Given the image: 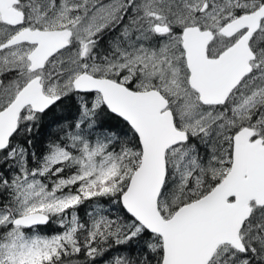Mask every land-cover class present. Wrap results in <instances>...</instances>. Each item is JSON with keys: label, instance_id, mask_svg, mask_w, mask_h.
<instances>
[{"label": "snow or ice", "instance_id": "1", "mask_svg": "<svg viewBox=\"0 0 264 264\" xmlns=\"http://www.w3.org/2000/svg\"><path fill=\"white\" fill-rule=\"evenodd\" d=\"M0 264H264V0H0Z\"/></svg>", "mask_w": 264, "mask_h": 264}]
</instances>
